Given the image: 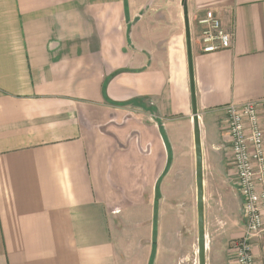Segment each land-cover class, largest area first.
<instances>
[{
    "label": "crops",
    "instance_id": "0c3cea01",
    "mask_svg": "<svg viewBox=\"0 0 264 264\" xmlns=\"http://www.w3.org/2000/svg\"><path fill=\"white\" fill-rule=\"evenodd\" d=\"M186 6L204 202L216 185L236 199L221 200L219 220L205 206L206 264H229L245 222L218 109L258 102L264 135V0ZM207 11L229 49L201 52ZM168 125L193 148V217L181 0H0V264H149L152 195L169 169L165 143H177ZM253 253L264 264V235Z\"/></svg>",
    "mask_w": 264,
    "mask_h": 264
},
{
    "label": "built area",
    "instance_id": "2783aa9c",
    "mask_svg": "<svg viewBox=\"0 0 264 264\" xmlns=\"http://www.w3.org/2000/svg\"><path fill=\"white\" fill-rule=\"evenodd\" d=\"M202 26L203 54L227 50L232 34L222 28L220 18L207 11L199 21ZM258 102L230 103L218 109L233 155L235 186L241 200L245 222L242 234L230 243L229 264H257L253 242L264 235V135L257 115Z\"/></svg>",
    "mask_w": 264,
    "mask_h": 264
},
{
    "label": "rangeland",
    "instance_id": "374dc122",
    "mask_svg": "<svg viewBox=\"0 0 264 264\" xmlns=\"http://www.w3.org/2000/svg\"><path fill=\"white\" fill-rule=\"evenodd\" d=\"M168 125L167 132L174 134L177 143H167L171 152V160L168 170L164 174L158 189H154L152 195L153 209V244L152 253L157 255L158 261L154 264H171L179 255H186L178 264H198L197 257V214L196 209L191 216V160L193 152L189 143L184 141V128L182 125ZM174 132V133H173ZM207 194V189L203 185V196ZM159 195V199L156 195ZM212 200L204 205V225L207 221V211L205 206H212L216 219L222 218V214L217 212L221 200L226 203L235 202L233 192L223 190L217 185L213 188ZM230 199V200H229ZM233 203V202H232ZM242 234V233H241ZM240 234V235H241ZM152 256V255H151ZM151 258L149 260L150 264Z\"/></svg>",
    "mask_w": 264,
    "mask_h": 264
},
{
    "label": "water",
    "instance_id": "95a60500",
    "mask_svg": "<svg viewBox=\"0 0 264 264\" xmlns=\"http://www.w3.org/2000/svg\"><path fill=\"white\" fill-rule=\"evenodd\" d=\"M183 11V20L185 28L186 50L188 55V68L190 77V90L192 97V121H193V139L195 155V185H196V214H197V257L198 264H206V235L204 225V196H203V159L200 128L194 97V83L192 75V56L190 47V32L186 0H181Z\"/></svg>",
    "mask_w": 264,
    "mask_h": 264
},
{
    "label": "trees",
    "instance_id": "16d2710c",
    "mask_svg": "<svg viewBox=\"0 0 264 264\" xmlns=\"http://www.w3.org/2000/svg\"><path fill=\"white\" fill-rule=\"evenodd\" d=\"M159 128H160V131H161V130H162L161 124H159ZM161 132H162V131H161ZM165 145H166V147H167V149H168V151H169V148H168L167 143H165ZM170 160H171V157H170V152H169V163H170ZM156 189H158V188L156 187ZM156 198L159 199V195H158V194L156 195ZM153 256H154V250H153V253H152V256H151L150 264L152 263Z\"/></svg>",
    "mask_w": 264,
    "mask_h": 264
}]
</instances>
